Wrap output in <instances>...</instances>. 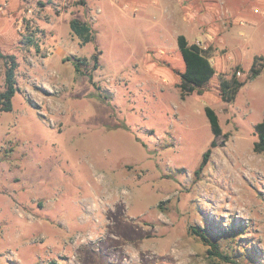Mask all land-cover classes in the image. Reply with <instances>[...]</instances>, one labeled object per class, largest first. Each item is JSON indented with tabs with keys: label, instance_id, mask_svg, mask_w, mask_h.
I'll list each match as a JSON object with an SVG mask.
<instances>
[{
	"label": "rangeland",
	"instance_id": "obj_1",
	"mask_svg": "<svg viewBox=\"0 0 264 264\" xmlns=\"http://www.w3.org/2000/svg\"><path fill=\"white\" fill-rule=\"evenodd\" d=\"M72 18L94 39L81 44ZM178 34L216 70L184 98ZM10 55L0 264H264V152L252 148L264 68L231 102L218 89L264 58V0H0V91ZM191 226L235 263L208 256Z\"/></svg>",
	"mask_w": 264,
	"mask_h": 264
},
{
	"label": "trees",
	"instance_id": "obj_2",
	"mask_svg": "<svg viewBox=\"0 0 264 264\" xmlns=\"http://www.w3.org/2000/svg\"><path fill=\"white\" fill-rule=\"evenodd\" d=\"M78 3L84 4L85 0H78ZM69 27L71 32L80 39L81 44H85L94 39L91 26L85 21L78 18H72L69 21ZM176 43L184 65L183 71L179 72V82L177 84L180 97L184 98L193 92L201 94L207 83L215 75V67L205 54L202 47L197 43L189 42L185 35L178 34L176 37ZM98 54L99 51L95 52L93 55L94 67L97 65ZM8 58L10 65L6 67L4 72V89L0 91V110H10V100L15 92L16 62L14 61V57L12 55L8 56ZM256 59L260 60L259 65L251 66L248 74L243 80L239 79L235 72H233L229 78H226L223 75L218 77L219 95L223 101L231 102L235 98L239 89L248 80L255 78L264 68L263 56H259ZM81 64H83V60L79 58L74 60V68L76 71H79ZM204 113L209 122L212 134L214 136L220 135L221 127L216 112L211 107L205 106ZM254 134L256 135V140L253 142V151L256 153L264 152V118L254 124ZM214 145L215 141H212L210 146L204 151L197 170L201 169L207 163L211 147ZM188 231L190 234L196 236L203 244L208 246V256L217 257L225 262L235 263V260L231 256L219 250L218 243L213 241L206 234V230L204 228L191 226L188 228ZM46 264L59 263L55 260H51Z\"/></svg>",
	"mask_w": 264,
	"mask_h": 264
},
{
	"label": "built area",
	"instance_id": "obj_3",
	"mask_svg": "<svg viewBox=\"0 0 264 264\" xmlns=\"http://www.w3.org/2000/svg\"><path fill=\"white\" fill-rule=\"evenodd\" d=\"M255 11H257V9H255ZM199 45V43H197Z\"/></svg>",
	"mask_w": 264,
	"mask_h": 264
},
{
	"label": "crops",
	"instance_id": "obj_4",
	"mask_svg": "<svg viewBox=\"0 0 264 264\" xmlns=\"http://www.w3.org/2000/svg\"><path fill=\"white\" fill-rule=\"evenodd\" d=\"M189 42H191V41H189Z\"/></svg>",
	"mask_w": 264,
	"mask_h": 264
}]
</instances>
